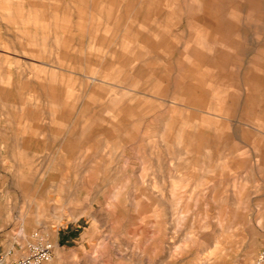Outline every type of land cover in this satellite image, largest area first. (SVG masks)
<instances>
[{
    "label": "rangeland",
    "instance_id": "rangeland-1",
    "mask_svg": "<svg viewBox=\"0 0 264 264\" xmlns=\"http://www.w3.org/2000/svg\"><path fill=\"white\" fill-rule=\"evenodd\" d=\"M264 0H0V256L254 264Z\"/></svg>",
    "mask_w": 264,
    "mask_h": 264
},
{
    "label": "built area",
    "instance_id": "built-area-1",
    "mask_svg": "<svg viewBox=\"0 0 264 264\" xmlns=\"http://www.w3.org/2000/svg\"><path fill=\"white\" fill-rule=\"evenodd\" d=\"M51 257L52 245L39 241L30 245L27 254L16 261H10L7 256H0V264H47ZM254 264H264V245L257 254Z\"/></svg>",
    "mask_w": 264,
    "mask_h": 264
}]
</instances>
